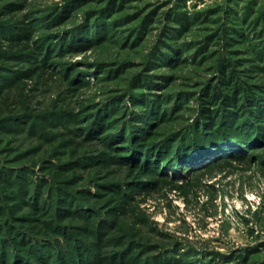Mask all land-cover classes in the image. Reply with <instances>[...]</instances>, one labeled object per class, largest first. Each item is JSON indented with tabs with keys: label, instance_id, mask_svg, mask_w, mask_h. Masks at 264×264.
<instances>
[{
	"label": "rangeland",
	"instance_id": "rangeland-1",
	"mask_svg": "<svg viewBox=\"0 0 264 264\" xmlns=\"http://www.w3.org/2000/svg\"><path fill=\"white\" fill-rule=\"evenodd\" d=\"M224 64L264 87V0H0V264L21 238L81 242L86 264H264V144L180 171L133 154L194 121ZM132 91L164 113L135 145Z\"/></svg>",
	"mask_w": 264,
	"mask_h": 264
},
{
	"label": "trees",
	"instance_id": "trees-1",
	"mask_svg": "<svg viewBox=\"0 0 264 264\" xmlns=\"http://www.w3.org/2000/svg\"><path fill=\"white\" fill-rule=\"evenodd\" d=\"M65 40L66 39L63 41L66 42ZM88 44V42H85L84 44H80L79 47L85 49ZM234 73L233 70L228 69V64L218 67V70L213 75L214 78L213 76L209 78H213V81H208L205 86L203 85L199 89V101H201V104L194 121L184 124L176 131H170V133L152 138L147 144L136 145L138 152H134L133 154L140 157L143 164L146 166L151 164V162L156 166H160L161 163V165L166 164L180 171L181 165L184 167L188 166V164L194 161L193 158H195L196 155L201 157L202 155L214 153L216 156L202 165L207 166L210 165L212 161L226 160L228 156H240L241 150L243 149H253L256 145L264 144V87L256 85L257 88L255 91L250 87L247 89V92L250 94H247L246 91H243V85L238 84L234 86L233 81L236 82ZM138 78L141 79L140 77ZM138 92H141V90H138ZM128 94L131 97L132 95H140V97H142L139 98L140 103L138 102V107H142V109H139L137 112L132 113V116H129L131 121L132 119L138 120L141 124H131L128 121L123 127L118 126V129L121 130V127L124 129V132H120L121 135L119 134V136L127 135L129 138L131 137L128 144L134 143L135 145L141 143L139 138L144 137L142 136L143 133L147 135L146 132L148 128L146 127L153 120L160 118V116L162 117L164 113L162 114V112L156 108V103L160 101L159 97L148 96L147 98H143V96L145 97L144 94H139L134 91ZM135 97L133 98L135 99ZM117 105L114 106V109ZM213 105L216 107L214 108ZM102 112L103 110L101 109L97 116L102 114ZM102 116L92 118L88 121V124H90L91 127L98 126V124L102 122ZM111 118H113V123L118 119L115 117ZM32 126L30 128H32ZM163 138L164 140H162ZM129 149L132 150V147L129 146ZM224 152H227L226 154L228 156L224 155ZM157 160H159L160 163L156 162ZM35 193V198H38V191ZM64 198L65 199L61 197V201L59 202L65 203V200L67 203L58 207V213L56 214L58 216H60V213H63V210L70 212L73 208L80 210L79 208L84 206L83 203L74 205L77 200L75 195L66 196ZM68 204L69 207L66 206ZM37 208L44 211V208L40 206ZM55 227L57 228L60 226ZM65 235H67V233H65ZM57 242L58 241L53 242L54 244L46 242L47 245L46 243L33 245L30 241L28 243V241H25L23 238H21V240L15 239L10 242L8 247H4L1 250V258L3 257V253H10L13 250L15 252H12L15 256V262L12 264H31L29 256L32 255V257H36V259H40L34 250H38V248L44 246L52 248L48 249L47 247L45 252L40 255L43 260L45 259L47 261L45 264H48L49 261H54V259H58V264L61 262L65 264L64 262L67 261L73 262V264H86L89 263L91 259L94 261L96 258L94 250H92L93 248L87 247V245L81 244V242H72L73 244L70 242V244L65 243L64 245ZM24 258L27 259L24 260Z\"/></svg>",
	"mask_w": 264,
	"mask_h": 264
},
{
	"label": "bare ground",
	"instance_id": "bare-ground-1",
	"mask_svg": "<svg viewBox=\"0 0 264 264\" xmlns=\"http://www.w3.org/2000/svg\"><path fill=\"white\" fill-rule=\"evenodd\" d=\"M251 200V199H250Z\"/></svg>",
	"mask_w": 264,
	"mask_h": 264
}]
</instances>
